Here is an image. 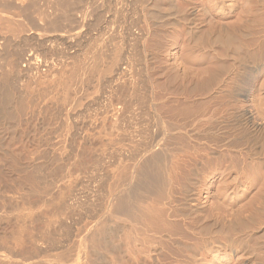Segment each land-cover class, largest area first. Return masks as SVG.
I'll use <instances>...</instances> for the list:
<instances>
[{
	"label": "rangeland",
	"instance_id": "1",
	"mask_svg": "<svg viewBox=\"0 0 264 264\" xmlns=\"http://www.w3.org/2000/svg\"><path fill=\"white\" fill-rule=\"evenodd\" d=\"M83 1L86 2L88 0H83ZM91 1H93V0H91ZM108 1L109 0H96L94 3H96L97 5L95 4L92 7L93 10L88 7V8H86V10L81 9L80 12L77 13L78 17L76 18V21L77 20L78 21L77 22L75 21V25L72 23L74 25L73 28L71 26L72 24H70L68 26L62 25V27H61L62 29H61V31H59V33L55 32V34H52L53 38L56 39V41H57L56 44H58L57 55L54 58L56 61H58V63L61 61V56H62V53L64 51V49H63L64 47H66V50L69 52L75 51L74 54L78 53L76 55L78 57L80 54L82 55L83 52H81V51H85V49L82 50L83 48L89 49V48L94 46L96 41L97 42H100V40L105 41L106 39H104V38H106L107 36H109V37H107V40L109 38V43H107V40L104 43H105V50H106V52L109 53V54L107 53L108 56L107 55L106 56H107V58H109V56L111 55V52L116 47L115 44L117 43L118 40L120 41V39L118 38L119 37L118 32L119 31L122 32L125 28L130 27V25L132 24L131 28L134 29V30L132 29V31H133V34L135 37V41H134V39H132L133 41L128 39V42L123 41L124 44L126 43L125 44L126 46L124 45V47L126 48V50L130 49V47H132L131 49H136V52L134 50L133 51L130 50V51L134 52V54L137 55L138 57L140 56V60L131 69L134 71L130 70L131 71L130 73L127 72V74L132 73V75H127L128 79L127 78L126 79L129 80L131 84L134 81V83L135 84L137 83V85L133 86L134 87L133 88L131 86L134 85V83L131 85L128 81V83L131 85L130 86L131 90H133L130 92L132 94H130L128 92V91H130V89L125 87V86L128 87V85H129L127 83L126 79H124L126 82L124 80H122L124 82H121V80L118 79L117 76H115V73H113L114 75L113 74H111V76L109 75V77L108 76L104 77V79L102 78L99 82L100 85H98L97 82L95 81V79L92 78L90 80V82L92 81V84H90V82H89V85L86 88V91H88L87 94L85 92L86 101H85V99H81V101L84 100V102L82 104L79 103L80 104V106H79V104L76 103V100H74L73 106L69 107L70 123H71V141H72L71 150H72L73 154L77 155V157H76L77 161L81 160L82 162L81 161H79V163L76 162V164H78V165L74 166V167H76V170L73 169L72 175L74 177L72 176V179L74 178L76 180L71 179L73 182L74 181L75 182L74 183L71 182L73 184V185L71 184V190H72V188H73V190H72V192H70L69 198H71V200L70 199H69L70 201L68 200V202H69L68 206H70L72 203L71 207H73L74 204L76 205V203H77V206H80V204H81V206H88V208L90 209V210L88 209V211H91V209L93 211H91L90 213L88 211H87L88 213L76 211L73 213V215L71 214V216L70 215H68V216L62 215L61 216L58 214V218H57V214H53V210L51 211L50 206H49L50 209L49 208L47 209V207H45V210H44V208H41V210L37 214V216L34 217V220L33 219L31 220L33 223L32 222H30V224L28 223L29 226L27 224V226H28L27 229L30 228L29 230H30V232L32 231V233L34 235V236L33 235L32 236L35 237V240H39V239L41 240L43 237H42V235L40 236V234H43L44 232H45L44 234L49 233L51 236V239L53 237L54 238L52 239L53 243L51 242L50 237L48 240L46 239L48 242L47 241H45V242H47V243L41 242V241H43V240H41L39 243V247L37 246V249L38 250L40 249L39 250L40 252L39 251L38 252L42 253V254L38 253L39 256L38 255L34 256L31 261H33L34 264H36V263H38V264H40V263L41 264H65L67 262H64L63 260L60 261V259H61L60 258V255H61L60 252L62 253V251L64 249L67 250L68 248H70L69 250H72L75 246H76L75 248H77V246L80 244L81 252H80L79 257L84 258L83 259L84 263H86L85 262L86 260L95 261V262H92L93 264H136V263L137 264H241V263H244V261L242 260L241 257L235 258L229 249H223L222 250L218 246H216L217 244H220L222 242L223 243L228 242L231 237H233V238L236 237L235 234L237 235V237H239V235H241L242 238L244 237L243 239L246 238L247 232H245V231H247V227H244V224H246V222H245V219L243 218V216L240 215V213L241 212L243 213V211H245V209L249 208L248 203L250 201V198L252 197V196L249 197V192L247 191V185L245 183L246 182V179H245L246 172H245L244 160L235 159V156H233L234 154H231L232 152L229 153L230 150L228 148L222 146L221 144L223 143L222 141L225 140L224 138H226L227 135H228L227 136L228 139L226 138V140L230 141V139H231V140H235V141L236 140L237 141H244L243 135L238 134L239 133V131L237 129L238 124L233 120L236 118L235 113H238L241 109H243V107H250L251 110L257 116L256 118H259V119L263 120V122H264V95H263L262 91H260L261 88L259 89V87H261L260 84L262 83L261 82L262 76L260 75V70H259L260 68L258 67V62L262 59L263 56L262 57H261V55L257 56L258 57V58H256L257 60L256 59L253 60V58L250 59L251 57H249L247 59L243 58V57L238 58L239 57L238 55L236 56L235 53L232 54V52H231V53H228L229 56L226 57L225 54L221 53L224 50L221 51L222 48L220 47V45H218L219 47L217 45H216L217 47L211 46L212 48L208 47L207 49L205 46L203 47V43L207 40L206 39L207 37L204 38V37H202V35L204 36V33H205V36H206V33H207V36L209 35V33L215 34L218 31L217 29L218 28L221 29V27H223V25H224V27H227L230 30L232 27L236 28V30L232 28V31L234 30L233 32L236 35V37L234 36V38H236V40L238 39L240 41L241 38L238 35L242 32V30H245V32L243 31V33H242V37L246 36L248 38H250L253 35L252 33H255L256 30H257L256 32H258V30L260 28H261V30H264V28H263V26H264V4L261 2L262 0H255L256 2L254 0H187V1L186 0H170V1L169 0H129V1L125 0L123 7H122V4L120 3V0H112V1L110 0V2H108ZM116 1L120 3V4L118 3L119 4L118 6L121 9L120 12H119V7L117 6ZM252 1L255 3H257V1H258V3H257L258 5L256 4L258 7H255V5H253ZM137 2H138V4H137ZM251 2H252L251 5L255 9L252 8V6H249ZM114 4H116V5H114ZM249 7H251V8H249ZM129 8H130V10H129ZM191 9H192V11L198 10V12H196V15H198V16L195 17L196 25L193 26L194 29L192 27V30L194 32L196 30L200 31V32L196 31V32L200 33V35L197 36V34H198L197 33L195 35V37L197 36L198 39L196 37L195 40L193 38L194 36L191 38L192 34L190 33V30L188 29V26H187L188 23L184 22L185 20H183V18L185 17V14L187 15L188 12H189L188 14L192 13ZM201 9H203V10H201ZM250 9H253V11ZM125 10H127V11L125 12ZM93 11H94V13H93ZM179 11H180V13H179ZM55 13L51 11L49 14L51 16L53 15V18H55V16H54ZM122 13H123V16L125 18L122 16ZM84 15L85 16L87 15V16L84 17ZM116 15L121 20L116 18ZM182 15H184V16H182ZM80 16H83L85 18L84 21H81L83 19V17H80ZM56 17H58V12H57ZM178 19H180V21ZM246 19H247V22H243V21H246ZM198 21H199V23H198ZM250 23H251V26H249ZM76 24H78V27ZM226 24H228L229 26ZM121 25L123 27H121ZM197 25L200 27L198 28ZM254 25L255 26L258 25V27L259 26L260 27L259 28L256 27L257 29L254 30L253 29L255 27ZM261 25H263V26H261ZM245 27H246V29H247V27L249 28V29H247V33H246ZM119 28H120V30H119ZM115 30H116V32H115ZM248 30H251L250 33L252 35L248 33L249 32ZM65 31H68L69 33L68 32L66 33ZM235 31L237 33H235ZM106 32L107 33L111 32V33H109V35L108 34L106 35ZM201 32H202V35H201ZM245 34H249V36L250 35L251 36L249 37ZM115 35L118 37L114 39L113 36H115ZM199 37H200V39H199ZM99 38H101V39H99ZM110 38H111V43H110ZM202 38H204V40ZM242 39H244V38H242ZM92 44H93V46H92ZM131 45H133V46H131ZM137 49H138V51H137ZM210 55H211V57H210ZM219 55H221V57L223 59L225 58L224 62L226 64L230 65L231 67L233 65V69H234V71L231 70L232 72L230 74H226V75L221 74L222 80H221V75H220V77L218 76L219 79L221 81H223L222 83L224 85V86L222 85L223 87H220V88H222V90H223V88L225 87L227 91L230 89L229 90V92H230L233 90V88H235V90H236L237 88L243 89V88H249V86H250L252 92H251V96L249 97V103L248 104H245L243 102H235V101L231 100L230 97H227L228 92L226 90H223L224 92H222V90L218 87H217L218 89L215 87L217 90L214 89L215 84L211 78H214V76H215V73H214L215 67L214 66L211 67L209 65V61H210V59H212V57L213 58H215V56L219 57ZM223 56H225V57H223ZM206 58H208V60ZM237 59H238V61H237ZM243 60H247L249 62L246 61L247 62L246 63ZM109 61L110 60H108L107 62H109ZM231 61H233V62H231ZM233 63H236L237 65L233 64ZM242 63H243V65H242ZM246 65H247V67H245ZM236 66H238L239 68H236ZM241 67L242 68L245 67V69L243 70ZM254 67H256L257 70L254 71L255 73L251 77L249 75V73L253 72V69H255ZM212 68L214 69L213 71H212ZM235 68H236V70H235ZM237 71H239L240 73ZM243 71L246 72L244 74L245 76L243 75V73H244ZM233 72L234 73L236 72L235 74H237V73L238 74L237 75L232 74ZM213 73H214V76H212ZM256 74H258L257 78L255 77ZM135 75H136V77H135ZM131 76H133V77H131ZM0 77H1V73H0ZM235 77L238 79V81L237 80L235 81ZM253 77H254V79H253ZM230 78H233L234 80H232V79L230 80ZM113 79L116 81V83ZM250 79H251V82H250ZM239 80H242V81L239 82ZM232 81H233V83H232ZM206 82L207 83L209 82L212 85L209 83L206 84ZM235 82H238L237 84L239 86L237 84H235ZM101 83H102V85H101ZM124 83H125V86L123 85ZM140 83H142L143 86L142 85L139 86ZM225 84H229L230 88L228 87V85H225ZM122 85H123V87H122ZM208 85L209 86L211 85V87L213 88L214 91ZM235 85L238 87L236 88ZM141 86H142V88H139ZM204 87L208 88V92H209V89H211L209 92L210 95H208V97L211 99V101H210V99L208 98V100L210 102L207 101L206 99H204V97L207 98L206 94H209V93H206L207 90H206V92H204L205 91ZM119 88H121V89H119ZM122 88H124V89H122ZM135 88H137L136 90H138V89H140V90H138V92H136ZM143 88H145V89H143ZM94 90H96V91H94ZM98 90H99V92H98ZM117 90H119V91H117ZM134 90H135V92H134ZM113 91H115V92H113ZM123 91L124 92L126 91V93H128V95L127 94L125 95ZM140 91H141V93H140ZM142 91H144V92H142ZM211 91L213 94H211ZM133 92L135 95L133 94ZM142 93H144L143 96H142ZM85 94H84V96H85ZM221 94H224L223 97L226 96L227 98H225V97L223 98ZM120 95H121V97H120ZM133 95L136 96L134 101H132L133 99L132 100L129 99L130 96L132 98H134ZM137 96H139V97H137ZM126 97H128L129 103L127 105H129V106L127 109H125L126 111L123 110V112L121 114V116L126 115L124 117L123 116L121 117L123 120L126 119V120H124L126 122H124L122 120V123H120L121 121H119L118 127H120V128L116 127L115 129L113 128L111 130V125H112V123H114V121L112 122L111 121L112 118L109 116L111 118L110 119L108 117V119L110 120V123H109V120L108 119L106 120L105 116L106 115L108 116V113L110 112L111 107L115 106V105H112L113 103L116 104V106L118 104H120V105H118V107H122V105L124 103L122 100L127 101V99H122V98H126ZM117 98L118 99L121 98L122 100L120 99L121 100L120 102H123V103L121 104ZM137 98H139L140 100H138ZM142 98H146L147 100H145V101H147V102L142 101L140 104V101L142 100ZM198 98H200V100L202 99L201 102H200V100H197ZM136 99H137V101H136ZM190 99L192 101H189ZM183 101L185 103H183ZM190 102L191 103L195 102V105L191 104ZM203 102H205V104ZM207 102H208V104L206 105ZM231 102H232V104H231ZM109 103L112 106L109 105ZM142 103H144L145 106ZM198 103L201 106H202V103L204 104L205 111H204V108H200L201 106L199 108H197ZM187 104L188 105L191 104L192 106H194L193 107L194 111H191L192 113H194L192 115L191 119H190V116H191L190 114H188L189 119H188V117L186 118V116H187L186 111H184L185 115L183 116L184 112L182 110L185 107V105L187 106ZM180 107L181 108L183 107L182 110L181 109L180 110L183 112V113H181V116H183L184 118H182L181 116L179 118V114L181 112L179 110ZM108 109H110V110L108 111ZM144 109H145V111H144ZM177 109L179 111H177ZM198 109L200 111V114H201V112H203L202 114L204 116H200V114L197 112ZM200 109H202L203 111ZM127 110H129V111L132 110L131 111L132 113L127 111ZM233 111H235V112H233ZM126 112H128V114H126ZM178 112H179V114H177ZM195 112H197V113H195ZM230 112L233 113L234 115L233 116L230 115L231 114ZM129 113H131V114L134 113L133 114L134 116L129 114ZM136 114L139 116L137 117ZM141 114H142V116L140 118ZM195 114L198 115L199 117H195ZM109 115H110V113H109ZM177 115H178V117H177ZM227 115L230 119L232 118V122L230 119H228ZM131 116H133V117H131ZM174 116H176V117H174ZM103 117H104V119H103ZM121 118H119V120ZM177 118H178V120H177ZM197 118L202 119V121H200L199 123H196L198 121ZM203 118L207 119L206 122L208 120H210L211 118H212L211 119L212 121L215 119L216 120L218 119L217 121L220 120L221 122L225 120L223 123H221V127L219 126L220 124L219 125L214 124L215 126H213V127L218 126L217 131H219V133H220V135H218V137H217L218 139L216 141L212 142L211 137H209L207 135L204 136V135L208 129L209 130L211 129L209 127H212L213 123H215V122L217 123V121L212 122L210 124L209 123L207 124L205 122V119L203 121ZM139 119H140V121H139ZM194 119L196 120L195 122L193 121ZM63 120H64L63 118H59V120H58V123L59 124L61 123L62 126L64 124ZM142 120L144 121L145 125L143 124ZM151 120H153V121H151ZM191 120L193 121V123H192L193 128H197L196 130L194 129L195 131L193 129H191L192 126L190 127V125H192ZM102 121L104 123H106L107 125L106 124L102 125ZM107 121H108V123H107ZM129 121L131 122V124ZM167 121H168V123H166ZM176 121H177V123H175ZM226 121L229 123H227ZM139 122L141 125L139 124ZM170 122H172L174 124L172 125V123H170ZM201 122H205L206 125H209V126H206L207 129L204 125L205 123L201 124ZM208 122H210V121H208ZM234 122L236 123V126H235ZM136 123H137V125H136ZM188 123H190V124H188ZM224 123H225V125L230 124L229 127L231 128V130L234 129V131L236 130L237 132L233 131L234 132L233 133L230 130V128L228 127V125H226V126L222 125ZM59 124H58V126H60ZM121 124H122V126H121ZM165 124H167V125L170 124V125H172V127L174 125H176V126L179 125L178 128L182 127V129H178L175 126L172 128L170 125L167 126ZM148 125H150V126L148 127ZM153 125H154V127H153ZM184 125H186L188 127H186ZM200 125H202V126L204 125L203 127L201 126L202 129L200 128ZM141 126H142V129H144V130H147V129L149 130L150 127H151V129L157 128L156 132L158 134V137L160 136L159 138L165 140V141L162 140V142L160 140V142L163 144L162 145L160 143L162 146H160V144H159L160 150H162V152L164 151L165 153L167 151H169L166 154L163 152L165 154V157H166V155H167V157L169 155V157L173 158L175 161L174 162L171 160L172 167L175 168V166H177L176 167L177 170L174 169V171L176 170V173L173 172L174 173L173 176H175V177H173L174 178L173 179V183H174L173 186L175 187V189L176 188H178V189H176V190L174 189L173 193L175 195V198H174V201L172 203H168L166 196L164 195V192H162V190L159 189V188L163 189V187H161V185L156 186V188L154 187V190L157 189L155 191H158V192H159V190L161 191V192H159L160 194H158V192L155 193L152 189L153 187L149 184L150 181L148 182L146 180L147 183L145 184V182H144L145 179H141L136 175L137 171L139 173L140 168L143 166V164L140 162L143 159H146V156L148 157V155H149L148 153L150 152L149 146L147 147L149 149L148 150L149 152H148L146 150L147 149L146 145L143 146L141 143V140H142L141 139L142 138L141 137V135H142L141 131H143V130H141ZM143 126H144V128H143ZM169 127L173 129V133H172V131H170ZM189 127L192 131L189 129ZM204 127L206 129V130H204L205 132L203 131ZM223 127H227V129L223 128ZM234 127H236V129ZM60 128H61V126L58 127V129H60ZM117 128L125 131L126 132V133L124 132L125 135L123 134L122 130H118ZM131 128L133 130V134L134 133L136 134V132H137L138 137H135L136 135L130 136L131 135L130 134ZM167 128L169 129L168 133L171 132L172 134L166 133L168 130ZM185 129H187L186 130L187 133L186 132L183 133V131H185ZM98 130L100 132L99 133L100 135H102L103 133L105 134V136H106L105 140H104V138H103V140L101 138L103 135L100 136V139H98L99 138ZM100 130H102V131H100ZM135 130H139V131H135ZM110 131H112V134H115L114 135L115 136L114 141H112V139L110 140V137H109V139L107 137V135L109 136ZM179 131H181V132H179ZM226 131H228V132H226ZM59 133H60V131H58L57 134H59ZM199 133L200 134L202 133V135H200ZM224 133L226 136L223 135ZM235 133H237L238 135H236ZM116 134L120 135V137L117 136V138H116ZM198 135H200V137ZM91 136H92V138H91ZM96 136L98 138H96ZM114 136L112 135V137H114ZM223 136H224V138H223ZM124 137H126V138H124ZM133 137L136 139H134ZM237 137H239V138H237ZM94 138H95V140H94ZM131 138H133L132 141H134V142L137 140V142L135 144L138 143L139 144L138 146H141L142 149L146 148L143 150L144 152L143 151L139 152L141 150V148L139 150H137L138 152L135 151V153H139V154H136V156H135V157L138 156L137 158L139 160L133 156L134 153L131 155V153H129L130 151L128 153L126 152L129 150V146L131 145L130 143H129L130 145L128 144L129 141L127 142V139L131 140ZM165 138L166 139L168 138V139L166 140ZM220 138L223 140H221ZM7 139H8L7 136L3 135L2 140L0 142V145L2 147L5 145ZM20 139L21 138H18L17 142H15L14 144H12L10 146V149L16 153L22 154V156H23L25 154V150L22 147ZM204 139H205V141H204ZM239 139H242V140H239ZM3 140H4V143H2ZM98 140H100V142L102 144L100 142H98ZM218 140H219V142H217ZM132 141H130V142L132 143ZM106 142H107V144H106ZM125 142H126V144H125ZM134 142H133V144H134ZM149 142H150V140H149ZM207 142L209 143V146L206 147V145H208ZM214 142L215 143L217 142V143L215 144ZM104 143L106 144V148L107 149L109 148V149L107 150L105 148L107 150V152H105V155L102 154L103 156L102 155L100 156V154L104 151L103 150L100 151L101 149L98 151V148L99 147L102 148L101 145L105 147V145H103ZM116 143L120 144V145H117ZM211 143L212 144L214 143L215 146H214V144L211 145ZM107 145H109V146H107ZM114 146L119 147L120 149L115 148ZM96 147H98V148L96 149ZM111 147H113V149ZM204 147H206L208 149H205ZM209 147H211V148H209ZM83 148H86V150ZM242 148H244V147H242ZM165 149H167V150H165ZM214 149H216V150H214ZM110 150H111V152H109ZM130 150H131V148H130ZM133 151L131 150V152H133ZM189 151L191 153L190 157H189V155H187V154H189ZM116 152H118V153L116 154ZM217 152H218V154H217ZM108 153H109V155H108ZM142 153H144V154L142 155ZM139 155H141V156L139 157ZM79 156H81V158ZM121 156H123L122 160L119 158ZM223 156H225V157H223ZM94 157H96V158H94ZM129 157H131V159H134V164H133V162H131V159ZM177 157H179V158L177 159ZM187 157H189V159L190 158L191 159L190 160L186 159ZM91 158H94V159H91ZM126 158L128 160H130L129 164L131 162L132 163L131 165H133V166H131V165L127 166L128 162L127 161L125 162V160H127ZM219 158H221L220 161H224L223 158L225 159L224 164L222 162L223 165L220 164L221 162H219ZM97 159L98 160L101 159V161H98ZM179 159H181L182 161L185 159V162L187 160H188V162H186V164H185L183 161V164H182L181 160H179ZM90 160H91L92 165H91V163L88 162ZM179 161H180V163H179ZM93 162L97 163V164H94ZM173 162L177 163V165H174ZM117 163L119 164V166L118 165L116 166ZM139 163H140V166L138 165ZM143 163H144V160H143ZM77 166H78V169H84V170L83 171L78 170ZM121 166H125V167H122L123 170L121 171V176L123 178L124 177L127 178L126 173L128 174V178L126 180V183L128 185L122 184L121 181H118L115 179V177H113L112 172L117 173V171H116L117 168H119V167L121 168ZM125 168H126V170H124ZM132 169H133V171H132ZM135 169H137V170H135ZM190 170L192 172H190ZM74 171L77 172L76 173L77 175L74 173ZM123 171H125V172H123ZM130 171H132L133 175L130 173ZM196 172H197V175H196L197 177H195ZM129 173H130V177L132 175L131 178H133V176L135 178L131 179L129 177ZM202 173L204 175L207 173L209 174V176L206 179H204V181L202 180V178H203V176H201V175H203ZM193 174H194V176H193ZM198 174H199V177H198ZM75 175L79 177V180H77L78 177H76ZM114 175H115V173H114ZM236 176L243 181L242 186H240L239 188H235V187L230 185V183H232V180L234 178H236ZM125 178L123 179V183H125V181H124ZM190 178L193 180H191ZM112 180L117 181L119 183V186L117 185V182L114 183ZM120 182H121V184H120ZM134 182L137 183L138 188L136 187V183H134ZM194 182H197V183L192 184ZM210 182H214V184L210 185ZM57 184L59 185L60 183H57ZM60 186L61 185L57 186L56 188L54 187V190L57 189L60 191ZM122 186H125V187L128 186V188H129L128 192H130L129 194L132 195V196H129L130 197L129 200L132 202L134 201V205H135L134 209H136L137 207L140 209V206H139L140 203L138 201H140V202L144 201L146 203L145 204L143 202V205L145 204L144 207H146L148 204L149 205L147 207L150 206L149 208L154 207V209L155 208L158 209V207H159L160 212H159V209L156 210L159 214L158 219L157 220L156 219H150V221H148L147 220L148 218H146V219L143 218L142 208L140 209L142 211V213H141L142 217L140 214L141 211L139 209H136L137 211L136 210H134V211H135V214H137V216L134 215L133 221L130 220L131 221V222L129 221L130 223H128V221L127 222L125 221L126 222L125 223L124 220L120 219V217L113 219L112 218L113 216L111 217L109 215V213L113 212L112 209H114V207L117 205L118 199L116 201L114 200L113 203H111L112 201L110 200V198L112 199V196H113V198H116V197L118 198L119 196L123 195L124 193H122V191L124 192L125 189L127 191V188L122 187ZM139 186H140V188L141 187L144 188V190H142V188L139 189ZM147 186L153 192L150 191L149 188H147ZM62 187L63 186H61V188ZM114 187H117L118 190H114V189H117ZM119 187H122V188H119ZM157 187H159V188H157ZM186 188H187V191L189 190L193 194V196H194L193 201H190L187 198L186 194L184 193L186 191ZM111 189L113 190L112 195H111V193H112ZM130 189L131 190L137 189L136 191H138V190H142V191H138L139 193H137L135 191L136 192L135 193L134 190L131 191ZM57 190H55V192ZM59 191H57L56 193H58ZM175 192H176V194H175ZM71 194H73L72 197H71ZM115 195H116V197H115ZM154 196H155V198H154ZM161 197H163V198H161ZM136 198H138V200ZM72 199H73V201H72ZM107 199L109 200V202ZM156 199H158V200H156ZM204 199H209V201H210L209 208H207V210H206L208 212H205V213L209 214L211 211L218 213V214L223 213V215L221 217H224V215L226 214V220L228 223L226 222V220L225 221L220 220L222 218L217 219V222H216L215 220H212L207 214L198 213V212L196 213V212L191 211L192 208L196 204L200 203ZM114 202H116V205L111 206L114 204ZM136 202H137V204H135ZM233 203H234V205H233ZM110 207H112V208H110ZM237 208L240 210L238 211ZM42 209H43V211H42ZM234 210L235 211L237 210L236 212H239V213L235 214ZM189 211H190V213H189ZM39 214H41V215L39 216ZM1 215H2V213L0 214V216ZM236 215H237V217H236ZM3 217H4V219H2ZM37 217H38V219H37ZM46 217H47V219H46ZM61 217L63 219H61ZM228 217H230V218H228ZM254 217L256 219V223L259 225L261 224V228H259V230H257V231H259L258 233H260V231H262L261 229L264 228V218L257 213L254 215ZM2 218H0L1 219L0 222H2V220H4V223H5V221H6L5 216H2ZM52 218L55 221H53ZM13 219L11 218L10 222H8V220H7L8 224H4V223L0 224V238H1V236H3V238H4V239L1 238L2 240H5V238H6V241H5L6 243L1 240L2 245L0 243V250L5 247V251L7 252V250L10 247L11 249L9 251H11V250L15 251L16 254L15 253L14 254L15 255L18 254L19 257H18V255L16 257L20 258L21 260L19 259V261H18L17 258L14 257L15 259L14 258L8 259L7 262H10L11 264H13L12 262H14V264H17V262H19L18 264L23 262V264H24V261H22V258H24L23 260H26L25 263L27 262V258L22 254V251L25 247H26L25 251L29 250V248L31 247V245H30L31 243L30 242L28 243L29 237L31 235L30 236L28 235V238H26V240L28 239V241H26L24 243V244H26V246L24 245V248H22V250L20 248H17L18 245L16 244V242L14 243V239L12 238L13 235H11L9 231L6 232V230H9L8 229L9 226L10 227L12 226L11 228H13V226H15V225H13L12 221H16V219H14V220ZM36 219H37V221H36ZM115 219H117V220L115 221ZM118 219L121 220L122 222L118 221ZM153 220H154V222L152 223L151 221H153ZM160 220L163 222H161ZM219 220L221 221L220 223H218ZM34 221L38 224H36ZM155 221H156V223H155ZM49 222H50V224H49ZM214 222L216 224H214ZM44 223H45V226H43ZM102 223L105 224V228H107L106 230H108L110 232V234L112 233L111 235H109V237L107 239V245L110 244L109 245L110 248L114 247L115 250L118 249V250H116V252L117 251H119V252H117V253L115 252L116 254L113 253L111 255V254H109V252L107 250H103V249L96 251V252L95 251L92 252V250L90 248L87 249V247H85V243H86L85 241L87 240V238L89 236L88 230L91 231V229H94L93 227H99ZM120 223H122V224H120ZM14 224H16V222H14ZM96 224L97 225L100 224V225L97 226ZM210 224L215 227L214 230H212V226ZM223 224H224V226H227V227H225L227 229L224 228ZM6 225L8 226V228L6 227ZM33 225H35V226H33ZM123 225H125V227ZM130 225H131V227H130ZM216 225L218 227L219 232L217 231ZM31 226L33 227V230H32ZM46 226H47V228H46ZM117 229H118V231H117ZM202 229H204V231ZM233 229H235L237 232L234 231ZM43 230H44V232H43ZM119 230H120V232H119ZM124 230H126V231L128 230V232H130L131 234L133 233L132 239L133 238L134 239L129 244L124 242L122 239L124 237V234L122 233ZM226 230H227V232H226ZM4 233H6L7 235L6 234L3 235ZM210 233L215 234V235H213V236H216L215 238L213 237L215 240L213 238H211L212 235ZM218 236L220 238L219 240H217ZM10 239H12L13 241L11 242ZM214 241H215V243H214L215 246L212 243ZM37 242H39V241H37ZM107 248H108V246H107ZM18 249L21 251H19ZM60 250H62V251H60ZM73 250L70 252L72 255H74V257L71 256V258H74V259L70 258L71 259L70 264H78V263H76L77 256L75 255V251L73 252ZM260 250H258L259 253H257L258 251H255L256 252L255 255H257L256 257H258V259L262 258L261 260H264V258L262 257L264 254V249L262 250L260 248ZM2 251L0 253H6L3 249H2ZM261 252H263V253H261ZM58 255H59V257H58L59 260L57 259ZM259 255L261 256L260 258H259ZM20 256H24V257H20ZM77 261L79 262V260H77Z\"/></svg>",
	"mask_w": 264,
	"mask_h": 264
},
{
	"label": "bare ground",
	"instance_id": "2",
	"mask_svg": "<svg viewBox=\"0 0 264 264\" xmlns=\"http://www.w3.org/2000/svg\"><path fill=\"white\" fill-rule=\"evenodd\" d=\"M95 1L94 0L93 1L88 0V1L85 2L83 0H0V73H1V77H0V82H1L0 83V142L2 140L3 135H6L7 138H8L6 143H5V145L3 147L0 145V214L2 213L0 218H2V216H5V218H6L5 223H4V220H2V222H0V224H2V223L8 224L7 220L9 218L10 219L11 218L12 219L13 218L16 219V221H12L13 225H15V226H13V228H11L12 226L11 227L9 226V228H8V226L6 225V227L9 229V230H6V232L9 231L10 234L13 235L12 238L14 239V243L16 242V244L18 245V247L17 246L16 247L20 248L21 250H22V248H24V245L26 246V244H24L26 241H28V239L26 240V238H28V235L29 236L31 235L29 237V241H28V243L29 242L31 243L30 244L31 247L29 246L30 247L29 250H26V251H25V248H26L25 247L23 249V251H22V254L27 258V262H28V263L27 262L25 263L26 260H23L24 258H22V261H24V264H34L33 261H31V260L33 259L34 256L38 255V253L40 252L39 251L40 249L39 250L37 249V246L39 247L40 241L43 240L41 242L47 243L48 242L47 240L49 239V237L51 239L50 234L49 233L48 234L46 233L47 235L44 234L45 232L43 230L44 233L40 234V236L42 235L43 238L41 240L40 239L39 240H35V237H33L34 235H33L32 231L30 232V230H29L30 228L27 229V227L29 226L30 222H32L31 220L32 219L34 220V217L37 216V214L40 212L41 208H44V210H45V207H47V209L48 208L50 209V207H51V211L53 210V214H57V218H58V214L61 215V216L62 215H65V216L70 215L71 216V214L73 215V213L76 212V211L77 212L86 213L88 211V209H89L88 206H81V204H80V206H77V203H76V205L74 204L75 207L74 206L71 207L72 203H71L70 206H68V204H69L68 200L69 199L71 200V198H69L70 197V192H72V190H73V188L71 190V184H72L71 182H73L72 180L74 179V178L72 179L73 169L76 170V167H74V166L78 165V164H76V162L79 163V161H81V160L77 161V158H76L77 155L73 154V152L71 150L72 141H71V123H70L69 107L73 106L74 100H76V103H78V104L79 103L82 104L84 102V100L81 101V99H85L86 98V94L88 92V91H86V88L89 85V82H90V80L92 78H94L95 81L97 82V84L100 85L99 82H100V80L102 78L104 79V77H106V76L109 77V75L111 76V74L115 73V76H117L118 79L121 80V82H124L125 81L124 79L127 78V75H132V73L131 74H127V72L130 73L131 71H134V70H131V69L140 60V56L138 57L137 55L134 54V52L130 51V50H132V51L134 50L136 52V49H131L132 47L129 46L130 49L126 50V48L124 47V45L126 44V43L124 44V42H126V41L128 42V39H130L131 41H133L132 39H134V41H135V37H134L133 31H132L133 28H131L132 24L130 25V27L125 28L122 32L119 31L118 32V36L119 37L116 36V35L113 36L114 39L118 37L120 39V41L118 40L117 43L115 44L116 47L114 46L115 48L114 49L112 48L113 51L112 52L110 51L111 55L109 56V58H107L109 53L106 52L105 43H104V42H106L107 37H109V36H107L106 38H104V39H106L105 41H102V40H100V42L96 41V43L94 42L95 43L94 46L92 44L93 47H91L89 49H86V48L82 49V50L85 49V51H81L79 49L83 53H82V55L80 54L78 57L76 56L78 53L74 54L75 51L74 52H69V51L66 50V47H64L63 48L64 51H63L62 56H61V61L58 63V61L55 60L54 57L57 55L58 44H56L57 41H56V39L53 38L52 34H55V32L59 33V31H61V29H62L61 28L62 25L68 26V25H70L72 23L75 25L76 18L78 17L77 13H79L81 9L82 10H84V9L86 10V8H88V7L90 9H92V7L96 4V3H94ZM124 1L125 0H120V3L122 4V7L124 6ZM108 2H110V0ZM252 2L250 3L249 6H252L251 5ZM255 2H253V5H255V7H258L257 6L258 5L257 4L258 1H257V3H255ZM261 2L264 4V0H262ZM118 3L119 2H117V6L120 4V3L119 4ZM137 4H138V2H137ZM114 5H116V4H114ZM249 8H251V7H249ZM252 8H254V7L252 6ZM129 10H130V8H129ZM201 10H203V9H201ZM250 10L253 11V9H250ZM51 11L54 12V13L56 12L55 13L56 15H57V12H58V17H56V15L54 14L55 18H53V15L51 16L49 14ZM120 11H121V9L119 7V12ZM126 11L127 10H125V12ZM191 11H192V9H191ZM196 12H198V10L197 11H192V13H190V14H188L189 13L188 12L187 15L185 14V17L183 18V20H185L184 22L188 23L187 24L188 29L190 30V33L192 34L191 38L194 36L193 37L194 40H195V38L198 35H200V33H198L200 31L196 30L198 32H196V31L194 32L192 30V27L194 25H196L195 17L198 16V15H196ZM93 13H94V11H93ZM179 13H180V11H179ZM86 16L84 15V17H86ZM122 16H123V13H122ZM182 16H184V15H182ZM80 17H83V16H80ZM84 17H83V19L81 21H84V19H85ZM116 18H118L117 15H116ZM119 20H121V19H119ZM178 20L180 21V19H178ZM243 22H247V19H246V21H243ZM198 23H199V21H198ZM73 24L71 25L72 28L74 27ZM76 25L78 27V24H76ZM226 25H228V24H226ZM249 26H251V23H250ZM261 26H263V25H261ZM121 27H123V26L121 25ZM197 27L199 28L200 26L197 25ZM256 27H258V25L255 26L253 29L254 30L257 29ZM120 28H119V30H120ZM232 28L236 30V28H234V27H232ZM232 28L230 30L227 27H224V25H223V27H221V29H219V28L217 29L218 30L217 33H215V34L209 33V35H208L209 37L207 36V33H206V36H205V33H204V36H203L202 32H201L202 37H204V38L207 37L206 38L207 40L203 43V47L205 46L206 49H207L208 47L212 48L214 46L217 47L218 45H220V47L222 48L221 51L224 50L221 53L225 54L226 57L229 56L228 53H231V52H232V54L235 53L236 56L238 55L239 56L238 58L243 57V58L247 59V58L251 57L250 59L253 58V60L258 58L257 56H260V55H261V57L263 56L261 60L259 59L260 61L258 62V67L260 68L259 69L260 70V75L262 76V81L260 80L262 83L260 84L261 87H259V89L261 88L260 91H262V93L264 95V30H261V28H260L258 30V32H256L257 31L256 30L255 33H252L253 35L250 33L251 30H248L249 31L248 33L251 34L252 36L250 35L251 36L250 37L249 34H245V35L249 36L250 38H248L246 36L242 37V33H243V31L245 32V30H242L241 33L238 31L240 33L238 36L241 39L242 38H244V39H242V40L240 39V41L237 39L238 40L237 41L236 38H234V36L236 37V35L233 32L234 30L232 31ZM263 28H264V26H263ZM193 29H194V27H193ZM245 29H246V27H245ZM247 29H249V28L247 27ZM247 29H246V33H247ZM65 32L67 33L68 31H65ZM115 32H116V30H115ZM109 33H111V32H108V33L106 32V35L107 34L109 35ZM235 33H237V32L235 31ZM196 34H197V36L195 37ZM204 38H202V39L204 40ZM99 39H101V38H99ZM197 39H198V37H197ZM199 39H200V37H199ZM107 43H109V38L107 40ZM110 43H111V38H110ZM131 46H133V45H131ZM137 51H138V49H137ZM211 55H210V57H211ZM225 56H223V57H225ZM206 59L208 60V58H206ZM108 60H110V61L107 62ZM224 60H225V58L223 59L221 57V55H219V57L218 56L217 57L215 56V58L212 57V59H210V61H209V65L211 67L212 66L215 67V72H214L215 76H214V73H213L212 76H214V78H211L213 80L214 84L216 85V86L214 85V89L215 90H217L218 88L224 86L223 83H222L223 81H221L222 80V75L221 74H225L226 75V74H230L232 72L231 70L234 71L233 65L231 67L230 65L226 64L224 62ZM237 61H238V59H237ZM243 61L246 62L247 60H243ZM231 62H233V61H231ZM247 62H249V61H247ZM233 64H236V63H233ZM242 65H243V63H242ZM245 67H247V65ZM245 67L244 68L241 67V68L244 70ZM213 68H212V71L214 70ZM236 68H239V67L236 66ZM236 68H235V70H236ZM254 68L255 69H253V72L249 73V75L251 77L255 73L254 71L257 70L256 67H254ZM239 71H237V72H239ZM245 71H243L244 72L243 75L246 73ZM235 73L233 72L232 74H235ZM237 74H235V75H237ZM220 75H221V80L219 79ZM257 75L258 74H256V76H255L256 78H257ZM131 77H133V76H131ZM135 77H136V75H135ZM236 77H235V81L236 80L238 81V79ZM127 79H126V81L128 83L129 80H127ZM231 79L234 80L233 78H230V80ZM253 79H254V77H253ZM122 80H124V81H122ZM240 81H242V80H239V82ZM250 82H251V79H250ZM115 83H116V81H115ZM129 83H130V81H129ZM133 83H134V81L132 82V84ZM208 83L206 82V84H208ZM232 83H233V81H232ZM237 83L238 82H235V84H237ZM90 84H92V81L90 82ZM130 84L128 85V87L125 86V83L123 84L126 88L130 89V91H128L129 93L131 91H133V90H131V87L137 85V83L136 84L134 83V85L131 84L132 86ZM209 84H211V83H209ZM229 84H225V85H228V87H229L230 86ZM101 85H102V83H101ZM123 85H122V87H123ZM140 85H142V83H140L139 86ZM211 85L210 86L208 85V86L211 87ZM142 86L139 87V88H142ZM238 86H236V88ZM215 87L216 88L218 87V88L216 89ZM137 88H135V90ZM206 88L204 89L205 90L204 92H206V90H207L206 93H209L211 89L213 90V88L211 87V89H209V92H208V88L207 89ZM224 88H223V90H226V88L225 89ZM119 89H121V88H119ZM122 89H124V88H122ZM143 89H145V88H143ZM220 89L222 90V88H220ZM135 90H134V92H135ZM138 90H140V89H138ZM138 90H136V92H138ZM223 90H222V92H224ZM229 90L228 91L226 90L228 92V94H229V95L227 94V97H230L231 100H233L235 102H243L245 104L249 103V97L251 96V92H252L250 86H249V88H243V89H238L237 88L236 90H235V88H233V90L231 89L232 91H230V92H229ZM94 91H96V90H94ZM117 91H119V90H117ZM85 92H86V94H85ZM98 92H99V90H98ZM113 92H115V91H113ZM134 92H133V94H134ZM142 92H144V91H142ZM140 93H141V91H140ZM84 94H85V96H84ZM124 94L128 95V93H126V91L124 92ZM130 94H132V93H130ZM143 94L144 93H142V96H143ZM211 94H213L212 91H211ZM206 95H207V98L204 97V99L209 101L208 100V98H209L208 95H210V93L206 94ZM221 95L223 97L224 94H221ZM120 97H121V95H120ZM137 97H139V96H137ZM224 97L227 98L226 96H224ZM135 98H136V96H134V98H132L130 96L129 99H131V100L133 99L132 101H134ZM120 99H118L119 102L122 99H127V101H128V97L122 98L121 100ZM137 99L140 100L139 98H137ZM137 99H136V101H137ZM145 100H147V99L146 98H142V100L140 101V104H141L142 101L147 102ZM197 100H200V98H198ZM201 100H200V102H201ZM85 101H86V99H85ZM122 101L124 102V103L120 102L121 104L123 103L122 107H118V105H120V104H118L116 106V104L113 103L112 105H115V106L111 107V110L108 109V111L110 110V112H109L110 115L108 113V116L107 115H106L107 117L105 116L106 120L110 116L112 118L111 121L112 122L114 121V123H112V125L110 124L111 125V130L113 128L115 129L116 127H118L119 121H121L120 123H122L123 119L121 117L123 115L121 116V114H122L123 110L127 109L128 106H129V105H127L129 103V101L128 102L126 100H122ZM189 101H192V100L190 99ZM210 101H211V99H210ZM183 103H185V102L183 101ZM203 103L205 104V102H203ZM203 103H202L203 107L201 105H199V103H198V107L197 108H199L200 106H201L200 108H204V104ZM80 104H79V106H80ZM142 104L144 105V103H142ZM191 104L195 105V102L191 103ZM207 104H208V102L206 103V105ZM231 104H232V102H231ZM109 105H111V104L109 103ZM190 105L187 104V106L185 105L184 108L182 107L183 110L180 107L179 110L181 109L183 112L186 111V114H187L186 118L188 117V114H190L191 115L190 119H191L192 115L194 114V113L191 112V111H194L193 110L194 106H192V105L190 106ZM179 110L177 109V111H179ZM200 110H202V109H200ZM127 111H129V110H127ZM131 111H129V112H131ZM144 111H145V109H144ZM182 111L180 112V114H179V112L177 113V114H179V118L181 116V113H183ZM204 111H205V108H204ZM197 112L200 114L199 109L197 110ZM197 112H195V113H197ZM233 112H235V111H233ZM131 113H129V114H131ZM202 113L203 112H201V114ZM126 114H128V112H126ZM133 114H131V115H133ZM201 114H200V116H204L203 114L202 115ZM235 114H236L235 115L236 118L233 119V120L238 124V126H237V129L239 131L238 134L239 135H243L244 141H237V140L235 141V140H231V139H230V141L226 140V138L228 139V137H227L228 135L227 136L225 135V133L228 132V131H226L223 134V135L226 136V138H224V136H223V138L226 141L225 140L222 141L223 143L221 145L226 147V148H228L230 150V151L228 150L229 153L232 152L231 154H234L233 156H235V159L244 160L245 172H246V174H245L246 182L245 183L247 185V191L249 192V197L252 196L250 198L249 203H248L249 208L245 209V211H243V213L242 212L240 213V215L243 216V218L245 219V222H246V224H244V227H247V231H245V232H247V235H246V238L243 239L244 237L242 238L241 235H239V237H237V235L235 234L236 237H234V238L231 237L228 242H226V243L224 242L225 244L221 241L222 243L217 244L216 246H218L222 250L223 249H229L230 252L232 253V255L235 258H240L241 257L242 260L244 261V263H241V264H263L264 260H261L262 258L258 259V257H256L257 255H255L256 254L255 251L260 250V248L262 250L264 249V230H263L264 228L261 229L262 231H260V233H258L259 231H257V230H259V228H261V224L259 225V224L256 223V219H255L254 215L257 213V214L261 215L264 218V122H263V120H261L259 118H256L257 116L251 110L250 107H243V109H241L238 113H235ZM184 115H185V112H184L183 116ZM230 115L233 116L234 114L231 113ZM124 116H126V115H124ZM133 116H131V117H133ZM136 116L138 117L139 115L136 114ZM141 116H142V114L140 115V118H141ZM183 116H181V117L184 118ZM174 117H176V116H174ZM177 117H178V115H177ZM195 117H199V116L195 114ZM227 117H228V115H227ZM59 118H63L64 119L63 120L64 121L63 126L61 125V123L60 124L58 123ZM119 118H121V119L119 120ZM103 119H104V117H103ZM188 119H189V117H188ZM199 119H198V121L196 123H199L200 121H202V119H200V120ZM204 119H205V122H206L207 119L203 118V121H204ZM211 119L208 120L210 122L207 121L206 123L210 124V123L215 122V121L218 120V119L216 120L214 118L215 120L212 121ZM228 119H230V118L228 117ZM124 120H126V119H124ZM177 120H178V118H177ZM230 120L232 122V118ZM139 121H140V119H139ZM151 121H153V120H151ZM193 121L195 122L196 120L194 119ZM193 121L191 120V124L193 123ZM224 121L221 122L219 120V121H217V123L215 122V123H213V125L211 124L212 127H209L211 129L210 130L208 129L207 132H205L204 130H206L207 129L206 126H209V125H206L205 122H201V124L205 123L204 125L206 127V129H205V127L203 129V131L205 132L204 136L207 135V136L211 137V141L212 142L216 141L218 139L217 137H218V135H220V133H219V131H217L218 130L217 129L218 126L217 127H213V126H215L214 124H218V125L220 124L219 126L221 127V123H223ZM124 122H126V121H124ZM107 123H108V121H107ZM109 123H110V120H109ZM166 123H168V121ZM170 123H172V122H170ZM175 123H177V121ZM225 123L222 124V125H225ZM227 123H229V122H227ZM236 123H235V126H236ZM58 124L61 126L60 129H58V127H60V126H58ZM104 124H106V123H104L102 121V125H104ZM130 124H131V122H130ZM139 124H140V122H139ZM143 124H144V121H143ZM173 124L174 123H172V125ZM188 124H190V123H188ZM136 125H137V123H136ZM165 125H167V124H165ZM169 125H167V126H169ZM172 125H170V126L172 127ZM226 125H228V124H226ZM229 125H228V127H229ZM121 126H122V124H121ZM149 126L150 125H148V127ZM174 126L176 128H178L179 125L178 126L174 125ZM184 126H186V125H184ZM201 126L202 125H200V128L202 129L203 126L202 127ZM153 127H154V125H153ZM186 127H188V126H186ZM190 127L193 130L197 129V128H193V124L190 125ZM190 127H189V129H190ZM118 128H120V127H118ZM143 128H144V126H143ZM172 128L169 127L170 131H172V133H173V129ZM223 128L227 129V127H223ZM234 128L236 129V127H234ZM156 129L157 128H152L151 129V127H150L149 130L148 129L144 130V129H142V126H141V130H143V131H141L142 133L140 132L142 134L141 135V137H142L141 138L142 139L141 143H142L143 146L146 145V148L149 146L150 152L148 151L149 150L148 148L147 149L146 148L142 149L141 146H138L139 145L138 143L135 144L137 142V140L135 142L132 141L134 137L131 138V140L127 139V142L129 141L128 144L130 143L131 145L129 144L130 145L129 146V150L126 151V152L128 153L130 151L129 153H131V155L134 153V155H133L134 157L136 156V154H139V153H135V151L138 152L137 150H139L140 148H141V150L139 152L143 151L144 149H146L149 152L148 153L149 155H148V157L146 156V159L142 158L144 160V163H143V160L140 163H142L143 166L140 168L139 173L137 171L136 175L139 178H141V179H145V181H144L145 184L147 183V181L148 182L150 181L149 184L153 187L152 189H153V191L155 193H157L158 191H155L157 189L154 190V187L156 188V186H160L161 185V187H163V189L159 188V187H157V188L161 189L162 192H164V195L166 196V199H167L168 203H172L174 201V198H175V195L173 193L174 189H175V187L173 186L174 185V183H173V179L174 178L173 177H175V176H173V175H174V173H176V170H177L176 167L177 166H175V168H173L172 164H171V160L174 161V159L169 157V155H168V157H167V155L165 157V154L167 152H169V151H167L166 153L163 151L165 153L164 154L162 152V150H160L159 144L164 139L159 138L160 136L158 137ZM169 129L167 130L166 133H168ZM178 129H182V127L178 128ZM118 130H122V129H118ZM130 130H131V132H130L131 135L130 136L136 135L135 137H138L137 132H136V134L135 133L133 134L132 128ZM186 130L187 129H185V131H183V133L184 132L187 133ZM230 130H231V128H230ZM58 131H60L59 134H57ZM100 131H102V130H100ZM135 131H139V130H135ZM231 131L233 132L234 129L231 130ZM122 132L124 134L125 131L122 130ZM179 132H181V131H179ZM99 133L100 132L98 130V134ZM170 133L171 132H169L168 134H170ZM117 134H116V138H117V136L120 137V135H117ZM235 134L238 135L237 133H235ZM102 135L99 134V138L97 136H96V138L100 139V136H102L101 137L102 140H103V138L105 140V138H106L105 134L103 133ZM112 135L114 136L115 134H112V131H110L109 136L107 135V137H108V139L110 137V140L112 139V141H114L115 136L112 137ZM200 135H202V133ZM200 135H198V136L200 137ZM18 138H21L20 139L21 140V144H22V147L25 150V154L23 156H22V154L16 153V152H14V151H12L10 149V146L12 144H14L15 142H17ZM91 138H92V136H91ZM124 138H126V137H124ZM237 138H239V137H237ZM134 139H136V138H134ZM4 140L2 141V143H4ZM94 140H95V138H94ZM149 140H150V142H149ZM160 140H161V142H160ZM221 140H223V139H221ZM239 140H242V139H239ZM130 141H132V143ZM204 141H205V139H204ZM98 142H100V140H98ZM133 142H134V144H133ZM217 142H219V140ZM106 144H107V142H106ZM106 144L105 143L103 144V145H105V147L101 145L102 148L96 147V149L98 148V151L100 149H101L100 151H102V150L104 151V152H102L100 154V156L102 154L105 155V152H107V150L109 149V148L108 149L106 148ZM125 144H126V142H125ZM161 144H160V146L163 145V144L162 145ZM213 144L211 143V145H213ZM215 144H214V146H215ZM117 145H120V144H117ZM107 146H109V145H107ZM207 146H209V143H208V145H206V147ZM114 147L115 148H119V147H116V146H114ZM206 147H204V148L208 149ZM211 147H209V148H211ZM242 147H244V148H242ZM111 148L113 149V147H111ZM130 148H131L132 151L133 150L134 151L131 152ZM83 149L86 150V148H83ZM165 150H167V149H165ZM214 150H216V149H214ZM109 152H111V150ZM117 153L118 152H116V154ZM143 154L144 153H142V155ZM217 154H218V152H217ZM108 155H109V153H108ZM187 155H189V157L191 156L190 151H189V154H187ZM123 156H121L119 158L122 160ZM140 156L141 155H139V157ZM79 157L81 158V156H79ZM137 157H135V158H137ZM189 157H187L186 159H189ZM223 157H225V156H223ZM94 158H96V157H94ZM94 158H91V159H94ZM129 158L131 159V157H129ZM178 158L179 157H177V159ZM179 160H181V159H179ZM220 160H221V158H219V162H221L220 164L223 165L225 159L223 158L224 161H220ZM98 161H101V159L98 160ZM126 161L128 162L127 166L128 165L130 166L132 164L131 162H133V164H134V159H131L130 164H129L130 160L127 159V160H125V162ZM183 161H184L185 164H186V162H188V160L185 162V159ZM183 161L181 160L182 164H183ZM88 162L91 163V160L88 161ZM222 162H223V164H222ZM97 163H94V164H97ZM140 163L138 164L139 166H140ZM179 163H180V161H179ZM91 165H92V163H91ZM117 165L119 166L118 163L116 164V166ZM174 165H177V163H174ZM131 166H133V165H131ZM122 167H125V166H121V168L120 167L117 168V170H116L117 173L116 172H112L113 173V177H115L116 180L121 181L122 184H127L126 180L128 178V174L126 173L127 178L124 177L125 178V180H124L125 183H123V179L124 178L121 176V171L123 170ZM77 169H78V166H77ZM174 169H176V170L174 171ZM78 170H82L83 171L84 169H78ZM124 170H126V168ZM135 170H137V169H135ZM132 171H133V169H132ZM132 171H130L131 174H132ZM123 172H125V171H123ZM190 172H192V171L190 170ZM74 173L76 174L77 172L74 171ZM114 173H115V175H114ZM130 173H129V177H130ZM132 175H131V177H132ZM196 175H197V172L195 173V177H197ZM193 176H194V174H193ZM201 176H203L202 180L204 181V179H206L209 176V174L207 173V174H205V175L203 174ZM76 177H78V176H76ZM198 177H199V174H198ZM133 178H135V177L133 176ZM133 178H131V179H133ZM74 180H76V179H74ZM77 180H79V177H78ZM191 180H193V179H191ZM113 182L116 183L117 181H113ZM121 182H120V184H121ZM57 183H60L59 185L63 186L62 188L60 186V191L55 189V190L59 191L58 193H56L57 191L55 192V190H54V187L56 185L59 186ZM134 183H136V182H134ZM196 183L197 182H194L192 184H196ZM213 184H214V182H210V185H213ZM242 184H243V181L240 178H238L237 176H236V178H234L232 180V183H230V185L235 187V188H239L240 186H242ZM117 185L119 186L118 182H117ZM125 186H122V187H125ZM122 187H119V188H122ZM136 187L138 188L137 183H136ZM114 188H117V187H114ZM125 188H127V191H126V189H125L124 192L122 191V193H124L123 195H121V196L118 195L119 196L118 198L116 197V195H115L116 198H113V196H112V199L110 198V200L112 201V202L110 201L111 203H113V201L114 200L116 201L117 199H118V201H117V205H116V202H114L113 205L110 204L111 206H115V205L116 206L114 207V209H112L113 212L111 211L112 213H109V215L111 217L113 216L112 217L113 219L120 217V219L124 220V222L128 221V223H130L131 222L130 220L133 221V216L134 215L137 216V214H135L134 210L139 209V208L137 207L136 209H134V207H135L134 201L132 202V201L129 200L130 199L129 196H132V195L129 194L130 192H128V189H129L128 186L125 187ZM141 188L139 186V189H141ZM147 188H149V187L147 186ZM187 188H186V191L184 193L186 194L187 198L190 201H193L194 200V196L191 193V191H189V190L187 191ZM112 189H111V191H112L111 195L113 194V190ZM176 189H178V188H176ZM114 190H118V188L114 189ZM133 190L135 192L137 189H133ZM133 190H131V191H133ZM142 190H144V188H142ZM142 190H138V191H142ZM149 190L152 191L150 188H149ZM138 191H136V192L139 193ZM159 192H161V191L159 190ZM159 192H158V194H160ZM175 194H176V192H175ZM72 195L73 194H71V197H72ZM154 198H155V196H154ZM161 198H163V197H161ZM136 199L138 200V198H136ZM156 200H158V199H156ZM72 201H73V199H72ZM108 202H109V200H108ZM138 202L140 203V205H139L140 209L142 208V210H143V213H142V211L139 209L141 211L140 214L141 213L143 214V218H145V219L148 218L147 219L148 221H150V219H156V220L158 219L159 214H158V212L156 210L159 209V212H160V208L159 207H158V209H156V208L154 209V207L149 208L150 206L147 207L149 204L146 207H144V205L146 204L144 201H141L142 203L140 201H138ZM143 202L145 203L144 205H143ZM135 204H137V202ZM209 205H210L209 199H204L200 203L196 204L192 208L191 211L196 212V213L198 212V213L207 214L212 220H215L216 222H217V219H220V218H222L220 220H223V221L226 220V214L224 215V217H221L223 215V213L222 214H218V213H215V212H212V211L211 212L209 211L210 212L209 214L205 213V212H208L206 210H207V208H209ZM233 205H234V203H233ZM110 208H112V207H110ZM239 210L240 209H238V211ZM42 211H43V209H42ZM91 211H93V210L91 209ZM91 211H88V212L90 213ZM236 211L234 213L238 214L239 212H236ZM189 213H190V211H189ZM142 214H141V217H142ZM40 215L41 214H39V216ZM38 217H37V219H38ZM236 217H237V215H236ZM228 218H230V217H228ZM2 219H4V217ZM10 219L8 220V222H10ZM37 219H36V221H37ZM46 219H47V217H46ZM61 219H63V218L61 217ZM52 220H53V218H52ZM116 220L117 219H115V221ZM121 220L118 219V221H121ZM220 220L218 221V223L221 222ZM0 221H1V219H0ZM53 221H55V220H53ZM14 222H16V224H14ZM151 222L153 223L154 220L151 221ZM161 222H163V221H161ZM226 222H227V220H226ZM155 223H156V221H155ZM27 224H28V226H27ZM36 224H38V223H36ZM49 224H50V222H49ZM120 224H122V223H120ZM214 224H216V223L214 222ZM35 225H33V226H35ZM99 225L100 224H98L97 226H99ZM101 225H100L101 227L100 226L99 227H93L92 226L94 229H91V231L88 230V232H89L88 235L89 236H88L87 240L85 241L86 242L85 243V247H87V249L90 248L92 250V252L93 251L96 252V251H99V250H102V249L103 250H107L109 252V254L112 255L118 249L115 250L114 247H111V248L109 247L110 244L107 245V239H108L109 235H111L112 233L110 234V232L108 230H106L107 228H105V224L104 223H102ZM43 226H45V223H44ZM123 226L125 227V225H123ZM211 226H212V230H214L215 227L213 225H211ZM223 226H224V224H223ZM130 227H131V225H130ZM225 227H227V226H224V228ZM46 228H47V226H46ZM216 228H217V231H218L217 225H216ZM225 229H227V228H225ZM32 230H33V227H32ZM202 230L204 231V229H202ZM233 230L236 231L235 229H233ZM117 231H118V229H117ZM124 231L122 232L124 234V237L122 239H123L124 242L129 244L134 239V238L132 239L133 233L131 234L130 232H128V230L127 231L124 230ZM119 232H120V230H119ZM226 232H227V230H226ZM5 234L6 233H4L3 235H5ZM211 235H212L211 238H213V237L215 238L216 237V236H213V235H215L214 233L211 234ZM1 238L4 239L3 236H1ZM1 238H0V241L2 240ZM52 239H51V242L53 241ZM219 239L220 238L218 236L217 240H219ZM10 240H11V242L13 241L12 239H10ZM2 241L5 242L6 238H5V240H2ZM2 241L0 242L1 245H2ZM37 241H39V242H37ZM45 241H47V242H45ZM212 243L214 244L215 241L212 242ZM107 246H108V248H107ZM214 246H215V244H214ZM75 247L73 248L74 250L73 249L72 250H73V252L75 251V255L77 256V260H79V262L76 260V263H78V264H93L92 262H95V261L86 260L85 261L86 263H84V260H83L84 258L83 257H81V258L79 257L80 252H81L80 244L77 246V248H75ZM2 249L5 251V247L2 248ZM2 249L0 250V252L2 251ZM10 249L11 248L9 247L7 252L5 251L6 253H0V264H11L10 262H7V260L11 259V258L13 259L14 257H16L18 255V254L15 255L16 254L15 251H12V250L9 251ZM69 249L70 248H68L67 250L64 249L63 251L60 250V251H62V253L60 252L61 255L59 254L60 258H61L60 261L63 260L64 262H67L65 264H70L71 263L70 260L74 259V258H71V256L74 257V255L71 254L70 251H72V250H69ZM21 250H19V251H21ZM117 252H119V251H117ZM257 253H259V251ZM261 253H263V252H261ZM39 254H42V253H39ZM59 255L57 256V259H58ZM24 256H20V257H24ZM18 257H19V255H18ZM18 257H16V258L19 261L20 258H18ZM260 257L261 256L259 255V258ZM262 257L264 258V254H263ZM12 263L14 264V262H12ZM18 263L19 262H17V264ZM21 263L23 264V262H21ZM36 264H38V263H36Z\"/></svg>",
	"mask_w": 264,
	"mask_h": 264
}]
</instances>
